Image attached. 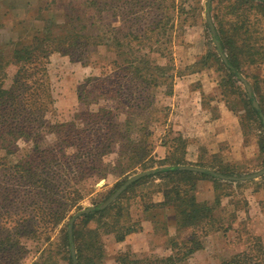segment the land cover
<instances>
[{
    "label": "trees",
    "instance_id": "1",
    "mask_svg": "<svg viewBox=\"0 0 264 264\" xmlns=\"http://www.w3.org/2000/svg\"><path fill=\"white\" fill-rule=\"evenodd\" d=\"M72 2V10L62 12V22L57 30L54 28L35 30L24 38L11 41L13 48L8 54L0 50V149H3L6 155L10 154L11 148L19 139L25 140L32 146L31 153L29 152L25 158L11 167L2 164L4 169L0 170V182L3 184L0 186V251L3 253L11 247L10 244H13L11 234L5 230L9 221L7 218L10 213L9 207L24 205L28 208L27 216L35 218L48 206V213H45V216L48 215L51 221L44 226L38 222L33 230L39 231H30L35 238H40L42 233H49L54 229L67 211L61 206L51 208L55 197L59 193L69 195L71 189L67 183L79 174L86 177L105 176L102 164L107 155L115 153L117 157L115 163L122 170L121 175L136 166L145 170L155 164L150 156L152 133L148 130V125L152 121L153 91L165 85L164 94L171 96L177 75L168 74L161 66L152 65L146 60H137L138 57L134 56V53H139L141 49L139 42L134 44L132 39L128 38L134 36L131 29L124 44L127 49L126 54L131 56L120 52L123 45L118 38L119 29L113 28L114 35L110 38L115 59L109 63L115 66L122 76H108L99 72L98 76L86 77L77 89V101L83 109L78 115L86 120L83 123L84 128L59 130L57 132L61 134L58 147H51L48 151L39 150L37 140L41 138L42 132L50 129L44 116L53 110L46 65L49 63V57L53 53H58L68 55L72 59L75 52L85 53L90 47H95L93 50L95 51L102 43L100 36L102 30L98 27L103 25L94 26V22L88 21V15L94 13L101 18L108 4L100 0H83L79 3L72 0ZM127 6L126 12L132 14L137 4H127ZM75 7L77 15L71 13ZM113 7L115 10L119 9L115 4ZM142 7L141 4L138 6L139 9ZM156 8H160V5L157 4ZM178 8L180 6H175L173 10L178 12ZM228 14L234 18L225 25L216 14L213 15L212 23L215 31L212 40L218 41L227 64L224 65L218 59L215 51L201 57L197 64L204 67L209 58L213 59L220 69L226 71L225 79L232 83L233 78L237 79L238 75L242 74L243 67H255L264 62V43L259 41L261 39L264 42V35L262 33L255 35L260 31L253 25L250 26L248 21L249 17L256 15L264 18V0H233L228 8ZM243 16L245 18H238ZM159 22L154 28H158ZM133 38L137 40L135 36ZM83 58L87 59L88 56ZM83 58L81 59L84 60ZM121 62L123 64H120ZM251 88L253 92L257 89L256 86L255 90L254 87ZM254 99V96L252 99H245L246 118L256 122V129L259 132L258 149L259 152H264V106L261 104L264 96H261L260 103L257 101V110L252 106ZM99 100L103 104L98 105ZM108 101L113 106H107ZM91 105H98L95 112L89 110ZM113 111L116 114H113ZM119 114L124 118L118 124L115 118L119 119ZM167 116L168 113H163L162 119L153 118L154 122L165 127L163 137L172 135L171 138L161 141L168 150L167 155L156 162L158 164L153 173L130 184L124 192L148 179L162 180L158 185L163 186V201L143 206L142 212L145 214L144 219L152 223L153 230L160 231L166 236L169 253L164 257H137L123 251L116 256L117 264H188L190 257L202 249L201 238L209 231L220 229L213 227L216 222L215 212L220 206L221 196L224 195L221 191L225 184L233 182L220 181L215 174L235 176L234 168L222 160L211 164L187 163L185 161L187 142L181 133L173 132L171 125L166 123ZM91 121H94V127L89 125ZM239 121L244 136L245 125L241 120ZM119 140H123L124 143L120 144ZM115 144L116 150L113 147ZM69 159L70 162L67 161ZM37 160H39L38 165H36ZM122 162H127L128 166H120ZM180 166H195L205 169L206 172L178 170ZM13 179L15 182L24 180L29 184V191L24 194H28L31 199L26 203L23 197L16 200V190L9 187ZM199 181L212 184L213 193L210 195V200L199 199L197 190ZM58 182L63 185L59 187ZM72 192L77 193L75 190ZM119 199L120 197L103 210L97 209L96 206L91 213L82 216L78 220L81 223L76 222L72 226L71 241L68 239L67 228L65 229L59 239V247L63 249L64 258L61 259H66V264H71L69 250L71 246L75 252L76 264H102L104 256L102 236L113 235L114 241L121 243L126 236L140 231L138 222H131L128 213L124 214L125 218L122 219V209H117L113 215H110ZM169 227L174 229L173 235H169ZM198 229L199 234L196 233ZM187 230L190 231L191 236L184 239L180 233ZM223 231H226V228ZM13 235V238L17 237L16 233ZM40 240L48 242L49 238H40ZM49 246L50 244L47 247ZM59 249L51 254L48 249L41 248L39 256L29 264H56L57 255H61ZM9 264L18 263L14 261ZM220 264H264V244L260 243L259 238L250 236L244 251L230 256Z\"/></svg>",
    "mask_w": 264,
    "mask_h": 264
},
{
    "label": "rangeland",
    "instance_id": "2",
    "mask_svg": "<svg viewBox=\"0 0 264 264\" xmlns=\"http://www.w3.org/2000/svg\"><path fill=\"white\" fill-rule=\"evenodd\" d=\"M80 1L83 0H76L75 3ZM100 1L108 4L106 12L102 13L101 18H98L94 13L89 14L88 21L94 22L96 27L103 25L98 27L102 30V35H100L102 38L101 45L95 51H93L95 47H90L89 51L85 53L75 52L72 59L68 55L53 53L49 57V63L46 64L53 110L44 116L50 129L42 132L41 138L37 140L39 150L48 151L51 147L57 148L61 134L57 132L59 130L84 128L83 123L86 120L78 115L83 109L77 101V89L83 84L86 77L98 76L99 72L106 73L108 76H122L121 73H118L117 68L109 63L115 59V51L114 47L110 45V38L114 35L112 34L113 28H116L120 30L118 38L121 40L120 44L123 45L120 52L129 55L126 54L127 49L124 45L128 38L132 39L134 44L139 42L141 51L134 53V56L138 57L137 60H146L152 65L161 66L168 74H176L174 85L181 84L179 88H183L184 95H187L188 99L195 101L197 106L199 102L201 103V108L207 114L204 115V118L197 115L195 122L198 121V123H195V126H199V123L201 125L202 122L209 123L206 121L209 118L216 124L221 109L228 110L232 114L231 119L237 121L239 135L235 140L231 139V142L216 143L210 141L211 137H214L212 135L214 127L211 124L206 128L199 129L200 133L212 136L207 137L204 135V137H201L200 135L198 137L197 134L194 135L193 139L196 144L191 151L186 152L187 155L185 154L187 163L211 164L222 160L233 166L235 176L252 174L264 168V152H259L257 143L259 134L256 129L257 124L255 121L246 118L245 107V99H252L254 96V101L260 103L261 96H264V62L255 67H243L241 77L247 81L250 88L254 87V90L255 86L257 88L254 92L251 88L252 98L247 97L238 77L237 79L233 78L232 83H229L228 79H225L226 71L220 69L213 59L209 58L207 65L204 67L199 63L197 64L200 61L199 59L205 57L209 52L215 51L218 55L205 21L206 0ZM232 3L233 0H212L210 6V9H212L210 12L212 23L215 14L224 25L232 21L234 17H230L228 14V8ZM114 4L119 7L118 10L114 9ZM127 4H137L132 14L126 12ZM140 4L143 5L141 9L138 8ZM157 4L160 5V8H156ZM72 5V0H0V50L4 54H8L13 48L11 41L5 45H2L4 42L1 43L8 38L5 33L6 30L11 31L13 34V41L17 38H24L35 30H42L43 28L57 30L62 22V12L72 10ZM175 6H180L178 12L173 10ZM76 9L75 7L71 13L77 15ZM238 18L243 19L245 17ZM158 21H160L157 25L158 28H154ZM248 21L250 26L253 25L260 31L256 32L255 35L260 33L264 35V18L256 15L255 17H249ZM63 24L65 25V23ZM159 26H161V29H159ZM130 29L137 40H134V36H128L127 38ZM259 41L264 43L261 39ZM86 56L88 58L84 59L83 57ZM120 64H123V62ZM225 81L226 83H224ZM223 84H226V86H223ZM191 87H194L193 90H190ZM165 91V85L153 91L152 121L148 125V130L152 133L150 138L152 152L150 156L155 162L154 166L145 170H142L140 166H136L131 171L121 175L122 170L115 163L117 157L115 153H112L104 158L102 164L105 176L91 175L86 177L79 174L78 177H73L75 181L71 180L67 183L70 186L71 191L69 190V192L71 193L69 195L59 193L55 197V202L51 205V208L61 206L62 209L67 211L64 218L54 229L50 230L49 233L41 234L40 238L48 237V242L39 241L40 238H35L32 233L33 231H39L33 230L38 222L44 226V224L51 221L48 215L45 216V213H48V206L45 209L43 207L44 210L39 212V215L35 218L27 216L28 208L24 205L9 207V217L6 216L9 221L6 223L5 230L11 234L13 244H10L11 247L5 250L4 253L0 251V264H9L14 261L18 264H29L31 260L33 261L39 256L41 248L48 249L51 254L56 253L57 249L60 248L61 255H57L56 264H66V259H61L64 258V255L62 247H59V239L67 228L70 217L84 208L100 206L127 178L143 171L155 170L158 164L156 162L161 161L167 155L168 150L166 146L161 144V141L171 138L172 135L168 134L163 137L165 127L163 124L159 125L158 122L153 121V118L162 119L163 113H168L166 123L171 125L173 132H177L169 121L171 117V107L169 105L171 100L169 98L172 95H165ZM189 91L193 92L190 94ZM185 100L186 98L183 101ZM101 104L103 103L99 100L98 105ZM261 104L264 106V101ZM98 105H91L89 110L95 112ZM107 106L113 105L108 101ZM165 108L169 110L164 111ZM179 108L182 110L185 106L182 104ZM113 114H116V112L113 111ZM123 118L124 116L119 114V119L115 118V120L119 124ZM178 119L180 120V118ZM239 120L245 125L244 136ZM93 123L94 121H91L89 125L94 127ZM118 129L116 126V130ZM184 139L186 140V138ZM119 143L122 144L124 141L119 140ZM113 147L114 150L117 149L116 144ZM31 149L32 146L23 139L16 141L15 146L11 148V153L8 155L5 154L3 149H0V170L4 169L2 164L11 167V165L25 158ZM195 154L196 157H194ZM67 161L70 162L71 160ZM38 164L39 160L36 161V165ZM120 166L127 167L128 163L122 162ZM101 180H103V183L97 186ZM161 182L162 180L159 178L145 180L129 188L126 192H121L116 198L117 200L120 197L110 215H113L117 209H122V219L125 218L124 214L128 213L131 222H138L140 231L130 234L132 235L130 239H127L126 236L121 243H116L113 235L102 236L101 242L104 251L102 264H117L115 262L116 256L123 253V251L137 257H164L169 253L166 246V236L161 234L160 231L153 230L152 223L144 219L145 214L142 212L143 206L163 201V186L158 185ZM11 183L9 187L16 190V200L23 197L26 203L31 199L28 194H24L29 191L27 181L15 182L13 179ZM197 183L199 199L208 198L210 200V195L213 193L212 184L207 181ZM236 183L225 184L221 191L224 192V195L220 198V206L215 212L216 222L213 224V227L220 229L209 231L206 236L201 238L202 249L196 251L190 257L188 264H220L230 256L244 251L250 236L259 238L260 243L264 244V176ZM57 184H59V187L63 185L59 182ZM2 185L0 182V186ZM73 190L77 193L72 192ZM42 216L45 217L41 218ZM80 218L75 223H81L78 221ZM107 220H109V217ZM225 228L226 231H223ZM30 231L32 232L30 233ZM168 232L169 235H173L174 229L169 227ZM15 233L17 237L13 238ZM196 233L199 234L200 230H196ZM180 236L185 239L191 236V233L189 230L182 231ZM49 244L50 246L47 247ZM58 259L61 260L58 261Z\"/></svg>",
    "mask_w": 264,
    "mask_h": 264
},
{
    "label": "crops",
    "instance_id": "3",
    "mask_svg": "<svg viewBox=\"0 0 264 264\" xmlns=\"http://www.w3.org/2000/svg\"><path fill=\"white\" fill-rule=\"evenodd\" d=\"M5 33L8 38L4 39L1 42H4L2 45L8 44L10 41H13V34L11 33V31L6 30ZM179 85L181 84L174 85L173 94L169 98L171 100V103L169 104L171 107V117L169 118V121L172 123V126L175 127V130H177V132L181 133V135L186 138L187 153L191 151L194 145L196 144L194 143L193 139L195 134H197L198 137H200V135L201 137H204V135H206L207 137H211L213 135L214 137H211L210 141H215L216 143H223L224 141L231 142V139L235 140L236 138H238L239 132L237 130V121L231 119L232 114L226 109L220 110V115L219 118L216 120V124H214L213 121L209 120V118L208 120H206L209 123L202 122L201 125L199 123V126H195V123H198L197 120V122H195V119H197V115H201L204 118V115H206L207 112H205L201 108L200 102L197 106L195 101L193 102V100L188 99L187 95H184L185 93L183 92V88H179ZM192 88L194 87H191L190 90H193ZM189 92L191 94L193 91ZM184 98H186L185 101H183ZM182 104L185 106V108L181 110V108L179 107H181ZM178 118H180V120ZM209 124L213 125L214 127L212 135L200 133L199 129L206 128ZM194 157H196V154ZM131 237L132 235H128L127 239H130Z\"/></svg>",
    "mask_w": 264,
    "mask_h": 264
},
{
    "label": "water",
    "instance_id": "4",
    "mask_svg": "<svg viewBox=\"0 0 264 264\" xmlns=\"http://www.w3.org/2000/svg\"><path fill=\"white\" fill-rule=\"evenodd\" d=\"M211 1L212 0H206L205 1V11H204V16H205V21L208 25L210 34H211V38H214L215 36V31L213 28V24H212V20L210 17V6H211ZM213 43L215 46V49L218 53L219 59H221L222 63L224 65L227 64V61L225 59V55L224 53L221 51L219 43L217 40L213 39ZM238 79L239 81L242 83L245 93L247 95L248 98H252V92H251V88L249 87L247 81L241 77V75H238ZM252 106L254 109H258V105L257 103L253 100L252 101ZM178 170H186V171H190V172H195V173H203L206 172L205 169L203 168H199V167H195V166H180L178 167ZM154 170H148V171H143L140 173H137L129 178H127L124 183L121 184V186L109 197L105 200V202L103 204H101L100 206H97V209L99 210H103L105 208H107L111 203H113L116 198L121 194V192H123L130 184L134 183L135 181H137L138 179L145 177L147 175H149L150 173H153ZM215 176H217V178L220 181H228V182H245V181H249V180H253V179H257L260 178L261 176H264V168H262L261 170L252 173V174H247V175H241V176H222L219 174H215ZM103 183V180H101L98 185H101ZM95 209V207H87L84 208L78 212H75L69 219L68 221V226H67V235H68V239L69 241H71V235H72V226L75 223V221L84 216V215H88L89 213H91L93 210ZM73 246H71L69 248L70 250V255H71V264H76V259H75V252L72 248Z\"/></svg>",
    "mask_w": 264,
    "mask_h": 264
}]
</instances>
